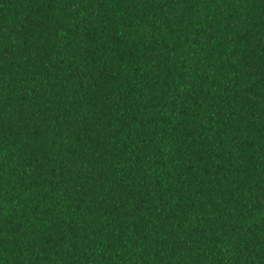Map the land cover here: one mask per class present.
<instances>
[{
  "label": "trees",
  "instance_id": "16d2710c",
  "mask_svg": "<svg viewBox=\"0 0 264 264\" xmlns=\"http://www.w3.org/2000/svg\"><path fill=\"white\" fill-rule=\"evenodd\" d=\"M0 264H264V0H0Z\"/></svg>",
  "mask_w": 264,
  "mask_h": 264
}]
</instances>
